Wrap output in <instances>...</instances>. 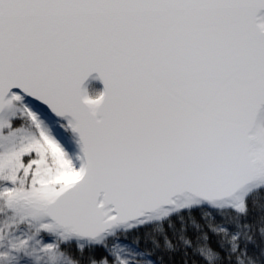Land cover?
I'll list each match as a JSON object with an SVG mask.
<instances>
[{
	"label": "snow or ice",
	"instance_id": "1",
	"mask_svg": "<svg viewBox=\"0 0 264 264\" xmlns=\"http://www.w3.org/2000/svg\"><path fill=\"white\" fill-rule=\"evenodd\" d=\"M0 264H264V0H0Z\"/></svg>",
	"mask_w": 264,
	"mask_h": 264
},
{
	"label": "water",
	"instance_id": "2",
	"mask_svg": "<svg viewBox=\"0 0 264 264\" xmlns=\"http://www.w3.org/2000/svg\"><path fill=\"white\" fill-rule=\"evenodd\" d=\"M86 86L88 87V90H90V87L92 85H97L100 87L101 91L103 90V83L102 81L98 78V74L97 73H92L90 75V77L88 78V80L85 82Z\"/></svg>",
	"mask_w": 264,
	"mask_h": 264
},
{
	"label": "trees",
	"instance_id": "3",
	"mask_svg": "<svg viewBox=\"0 0 264 264\" xmlns=\"http://www.w3.org/2000/svg\"><path fill=\"white\" fill-rule=\"evenodd\" d=\"M93 91L98 92L99 89H98L97 87H93V88L91 89V92H93ZM257 214H258L257 211L254 210V212H253V216L255 217ZM213 242H214V240H213ZM176 259L179 260V256H177Z\"/></svg>",
	"mask_w": 264,
	"mask_h": 264
},
{
	"label": "rangeland",
	"instance_id": "4",
	"mask_svg": "<svg viewBox=\"0 0 264 264\" xmlns=\"http://www.w3.org/2000/svg\"><path fill=\"white\" fill-rule=\"evenodd\" d=\"M90 92H91V90H90Z\"/></svg>",
	"mask_w": 264,
	"mask_h": 264
}]
</instances>
